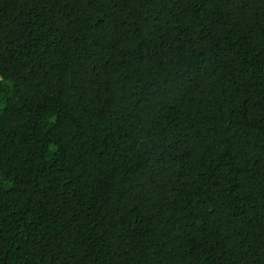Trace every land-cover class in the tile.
Instances as JSON below:
<instances>
[{"label": "trees", "instance_id": "1", "mask_svg": "<svg viewBox=\"0 0 264 264\" xmlns=\"http://www.w3.org/2000/svg\"><path fill=\"white\" fill-rule=\"evenodd\" d=\"M0 264H264V0H0Z\"/></svg>", "mask_w": 264, "mask_h": 264}]
</instances>
